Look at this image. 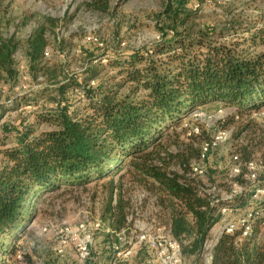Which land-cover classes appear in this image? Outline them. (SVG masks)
Wrapping results in <instances>:
<instances>
[{
	"label": "trees",
	"instance_id": "obj_1",
	"mask_svg": "<svg viewBox=\"0 0 264 264\" xmlns=\"http://www.w3.org/2000/svg\"><path fill=\"white\" fill-rule=\"evenodd\" d=\"M110 1L92 0L91 6L104 11ZM191 2L195 4L193 0L166 1L158 16L162 20L160 43L105 55L90 53L91 63L106 59L109 64L90 67L82 77V82L88 85L83 93L89 100L86 114L71 112L70 105L52 97L84 85L69 78L38 93L40 99L57 103L56 107H48V114L33 105L38 118L52 122L57 126L55 129L38 134L22 130L12 140L10 128L0 127L4 135L0 144L7 145L10 139L14 144L3 151L5 163L0 167V264H11L21 250L19 242L24 239L44 195L64 185L83 186L109 177L113 194L107 215L118 243L117 234L127 229L130 215L125 191L114 176L125 170L155 190L156 204L168 216L171 234L181 245L183 260L189 259L191 264H203L204 245L221 221V208L237 212L247 206L248 199L240 197L248 191L244 178L249 163L254 161L249 148L243 150L245 169L241 164V172L234 179L243 186V191L229 201L212 204L215 199L208 192L211 187L192 174V164L199 158L201 147L189 145L186 153L175 154L162 141L195 108L214 102L243 112L264 108V51H257L264 44V28L258 30L250 24L209 28L195 34L189 29L179 31L198 11ZM6 15L4 0H0V119L12 102L3 97L1 86L18 77L15 53L19 44L2 33ZM232 36L236 37L233 41H226ZM47 45L46 29H36L27 40L32 66L41 63ZM106 68L117 69L113 78L124 79L91 85ZM125 83L133 86L122 94ZM142 90L146 94L139 96ZM19 100L28 107L37 99ZM19 100L14 105L20 104ZM175 160L178 169L171 167V161ZM263 185L264 178L253 182L252 198L256 187ZM255 202L259 214L249 235L242 238L241 229L233 234L224 232L212 251L210 264H264V239L260 236L264 215L259 211L264 202ZM114 258L115 250L109 255L93 250L92 246L90 257L80 263L105 264Z\"/></svg>",
	"mask_w": 264,
	"mask_h": 264
},
{
	"label": "rangeland",
	"instance_id": "obj_2",
	"mask_svg": "<svg viewBox=\"0 0 264 264\" xmlns=\"http://www.w3.org/2000/svg\"><path fill=\"white\" fill-rule=\"evenodd\" d=\"M166 1L111 0L108 9L100 11L91 6L92 0H4L7 15L2 33L5 37H13L19 47L15 53L18 77L1 86L3 97L12 99V102L0 119V127L6 125L10 128L12 140L22 130L30 129L38 134L55 129L57 126L52 122H44L38 118L33 105H37V110L41 113L48 114V107H56L57 103L47 101V98L40 99L38 93L44 92L48 85H58L69 78L83 83L82 77L86 75L88 68L100 63L109 64L106 59L91 63L92 60L88 59L90 53L105 55L114 51L148 48L160 43L163 38L160 31L162 20L158 16L164 11ZM193 1L195 4L191 2V6L200 5L198 11L189 19L187 26L179 31L189 29L195 34L209 28L225 29L231 25L244 27L250 24L256 25L258 30L264 28V0ZM42 27L46 29L48 45L41 63L32 66L27 40L36 29ZM89 36L99 39L103 46L95 47L87 39ZM235 38L228 37L226 41H233ZM257 51H264V44L259 45ZM117 71L111 68L101 70L95 83L91 85L110 83L113 79L115 82L123 80V77L113 78ZM87 86L84 84L69 88L65 93L54 94L52 97L70 105L71 112L86 114L89 100L83 93ZM132 86L133 83H125L121 93H127ZM145 94L142 90L139 96ZM22 97L37 100L31 106L24 107V99L19 100ZM17 100L20 104L14 105ZM197 128L199 131L195 130ZM229 129L234 131L231 139L215 149L203 163L206 169L203 180L211 187L209 193L219 201H229L235 190L237 183L234 179L237 174L234 168L238 164L244 166V149L249 148L252 151V160L257 167L252 171L246 169V175L255 172L257 179L264 178V108L256 112H243L236 107L214 102L191 110L176 129L170 131L162 140L171 153L182 154L187 152V146L200 148L219 131ZM3 136L0 130V139ZM7 143L0 144V167L5 163L3 151L14 146L11 139ZM236 155L242 162L235 160ZM171 167L178 169L177 160L171 161ZM110 179L111 177L96 180L77 187L64 185L61 189L44 195L36 206V215L28 224L24 239L19 242L22 248L11 264H81L77 259L75 244L67 248L64 256H60L57 249L60 229L64 225L75 227L84 221L102 222V229L95 233L93 250L104 251L110 255L114 251V243H117L107 215V207L113 194L108 184ZM244 179L248 191L240 198L248 199V204L237 212L229 208L226 213L228 220H237L247 212L255 210L252 188L256 180L246 176ZM114 180L121 183L125 191V203L131 215L122 238L124 248L130 242L135 244L138 233H149L157 238L172 236L168 216L156 204V193L149 183H140L139 178L133 177L127 170L114 176ZM258 201L264 202V197ZM259 211L264 215V208ZM223 222L222 218L213 228L210 239L218 236ZM46 228L48 231L44 232ZM260 236L264 239V226ZM159 253L160 250L137 245L133 254L123 258L118 264H160ZM207 254L208 252L204 255L203 264L211 263ZM109 263L107 261L105 264ZM184 264L191 262L184 259Z\"/></svg>",
	"mask_w": 264,
	"mask_h": 264
},
{
	"label": "built area",
	"instance_id": "obj_3",
	"mask_svg": "<svg viewBox=\"0 0 264 264\" xmlns=\"http://www.w3.org/2000/svg\"><path fill=\"white\" fill-rule=\"evenodd\" d=\"M200 5L197 4L194 8L197 9ZM161 38V37H160ZM89 41L92 43L97 44L98 46H103V42H100L94 36L87 37ZM94 84V82L92 83ZM199 131V129H195ZM233 129L229 130H221L216 135H214L211 140L204 142L201 146V152L198 159L193 161L192 164V174L193 176L204 178L206 169L204 166V162L208 159L211 153L217 149L222 144L229 141L233 135ZM235 160L239 163V157L236 155ZM248 169L250 171L257 169L254 162L249 163ZM235 174L239 175L241 172L240 164L236 165L234 168ZM246 178L250 179L253 178L257 180V174L252 172L246 175ZM238 184V183H237ZM236 184V185H237ZM235 185V190H233L232 195L229 197L230 200L237 194L243 191V186L239 188ZM210 190V189H209ZM209 192V191H208ZM264 197V185L256 187L255 193L253 195V199L258 201L260 198ZM215 199V197H213ZM213 199V200H214ZM219 200L215 199L212 204L218 203ZM229 211V208L222 207L221 208V215L224 219V224L222 230L219 232L218 236L214 239H209L206 241L204 245L203 255L209 256V259L212 260V251L216 246L220 236L225 232L227 234H233L237 230H242V238L249 235L252 230L253 220L255 216L259 214L255 210L247 212L244 216L237 220H228L226 218V213ZM221 218V219H222ZM129 222L131 220V215L129 216ZM102 229V222L97 221L95 223H90L87 221L79 223L77 226L72 227L69 225H64L59 231V248L57 249V253L60 256H64L67 248L71 247V245L75 244L76 251H77V259L79 262L84 263L89 257L91 253V248L94 244L95 240V233L96 231H100ZM48 229H44V232H47ZM127 229L123 230L121 233L117 234L118 236V243L114 245L115 250V258L110 264H118L120 260L123 258L129 257L133 254L137 245L142 246L146 245L147 247L153 250H160L158 255V259L160 264H184L183 256H182V248L180 243H178L172 236L168 238L163 237H152L149 233H138L135 236L136 242L132 244L130 242L129 246L124 248L125 244H123L122 238L123 235L126 233Z\"/></svg>",
	"mask_w": 264,
	"mask_h": 264
}]
</instances>
